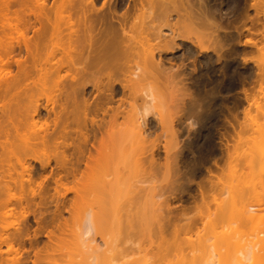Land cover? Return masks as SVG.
<instances>
[{"label":"rangeland","instance_id":"1","mask_svg":"<svg viewBox=\"0 0 264 264\" xmlns=\"http://www.w3.org/2000/svg\"><path fill=\"white\" fill-rule=\"evenodd\" d=\"M20 1L35 11L43 8L44 0ZM61 1L46 0L44 7L50 23L60 27L59 40L51 30L34 37L36 23L24 33L26 18L15 5L7 15L0 11V42L19 43L8 63L1 61L4 53L0 51V106L8 103L9 95L20 93L29 114L39 106V116L32 118L38 127L54 119L44 108H54L51 99L60 89L57 76L75 70L54 49V44L67 40L68 30L57 13ZM154 1L151 7L143 3L141 8L139 0H93L98 12L88 19L94 21L97 47L117 39L129 45L127 55L117 61L109 59V50L105 52L106 62L114 60L121 69L115 80L129 91L108 104L115 109L124 100L114 123L97 115L98 120L104 119L103 133L90 139L78 167L73 146L67 149L72 165L68 167L77 169L75 177L64 179L53 157L45 172L29 159L31 155L48 162L41 154L53 155L51 142L44 148L37 146L27 156H9L2 153L8 145L0 137V236L16 237L14 249L18 250L9 253L1 246L0 264H85L91 256L96 258L95 264H199L201 248L213 252V264H236L245 246L256 253L249 264L264 263V248L257 242L264 238V202L259 197L264 183V0H188L192 12L199 16L203 12L221 29L217 35L221 49L213 43L216 37L201 35L203 27L179 20L174 9H181V14L185 11L178 2ZM81 7L85 12L91 10L89 5ZM110 20L115 31L106 36ZM23 36L37 44L34 57H27L21 46ZM171 39L177 46L174 53L156 56L159 63L145 59L149 50ZM197 39L207 53L199 54L190 45ZM87 55L84 52L77 64L94 73L96 68L89 66L94 53L85 61ZM14 60H20V65ZM25 73L28 75L23 77ZM10 76H16L22 89L12 88L4 94L3 87L15 82ZM179 80L191 94L183 104L176 101ZM98 81L107 88L105 76L98 75ZM71 84L68 79L62 83L66 89ZM92 85L89 81L84 94L94 104L100 97ZM149 89L156 100L149 109V136L141 138L134 127L145 106L143 92ZM0 118L5 119L1 109ZM27 120L31 122L29 117ZM42 129L39 135L45 133V127ZM47 132L53 133L51 127ZM101 138L106 146L104 163L83 175L88 152L95 156L91 146L102 151ZM77 141L71 134L67 143ZM28 166L33 170L30 183H19L26 179L20 176L22 167ZM59 177L62 180L56 185ZM19 198L26 200L25 211ZM57 203L61 219L49 226ZM245 206L256 208L254 222L241 219L239 212ZM88 209L98 223V230L86 242L89 251L81 248L79 239L81 211ZM17 231L23 233L19 236Z\"/></svg>","mask_w":264,"mask_h":264},{"label":"bare ground","instance_id":"2","mask_svg":"<svg viewBox=\"0 0 264 264\" xmlns=\"http://www.w3.org/2000/svg\"><path fill=\"white\" fill-rule=\"evenodd\" d=\"M45 2L46 0L41 2L43 8L45 7ZM154 2V0H139V6L143 8V3H145L147 6L151 7ZM174 2H178L181 8L185 11V14H181V9H174L179 20L195 26L203 27L201 35H210L213 38L216 37L213 43L219 49L222 48L220 41L217 40V35L221 30L218 26L210 22L203 12H201L200 16L199 14L192 12L188 0H174ZM12 5L17 6L22 16L26 18V22L23 26L24 33H26L29 29H34L32 25L36 23L39 27L34 29V37L38 38L40 36H43L44 33H47V31L51 30L52 33L55 34V38H58V40L61 38L60 27L58 25H52L50 23L47 14L44 12L45 8H41L38 11H35L34 9L25 6L23 4V1L20 0H0V11L4 15H7L9 12V8ZM82 5H89L91 10L88 12L83 11L81 7ZM23 6L25 7L23 8ZM186 10L189 11L186 12ZM97 12L98 11L94 9L93 0L61 1L59 8L57 9V13L60 15V17H62V20L64 21L63 26L68 30L67 40L65 43H60L58 41L59 44H54V49L55 51H59L63 55L68 67L75 68L74 73L67 74L66 76H57L58 83L56 85L60 89L58 95L51 99V105L54 108L57 107L58 110L55 111L54 108L47 110V107L44 108L45 111L53 114L54 119L52 122L45 123L39 127L35 122L32 121L33 117L39 116V106L35 105L31 109V114H29V110L26 108V106H23L21 104L22 99L19 96L20 93L17 92L15 94L9 95L8 103L0 106L1 114L5 117L4 120H1L0 118V137L3 136L5 139L4 143L8 145V148L2 151L3 154L9 156H13L14 154H22L24 156H27V153L29 151H35L34 148H36L37 146L44 148L51 142L53 145V155H49L45 152H42L41 154L42 157L48 160V162L42 163L39 158L31 155L28 156L29 159L33 162H38L41 166L42 171L45 172L46 168L49 165L50 157H53L58 168L65 174L64 179H66L68 176L75 177L77 169L68 167L72 165L70 160L66 156L67 149L73 146L76 154L75 165L78 167L82 159L84 158V148L89 144L90 139L95 140L97 134L103 133L104 119L98 120L97 115L101 114L103 117H109L111 123H114L120 115L119 110L124 102L123 99L119 100V104L115 109L108 107V104H112L115 97L120 96L124 98V94L129 91L128 87L123 82L115 80L116 74H119L121 72V69L119 65H116L114 62V60H120L121 58H124L125 55H127L129 45L124 46V42L121 39H117L112 41H104L102 48L99 49V46L97 47L98 43L95 39L96 29L94 21L88 19L89 16H91L90 14H96ZM14 14H17V12H15ZM122 18H124V16ZM30 19H33V23H31ZM119 28L123 32V26L119 24ZM114 31L115 27L114 25H112V22L110 20L108 31L105 32V34L106 36H108ZM190 45L195 48L199 52V54L208 52V49L204 48L200 40L198 39L195 42H190ZM21 46L23 47L27 57H34V54L37 50V44L35 42L31 41V39L27 38L26 36H23ZM15 47H19V43H15V45H13L12 43L2 44L0 42V51L4 53V57L1 60L2 62H9V56L14 53ZM108 50L111 52L109 59H114L111 64L109 61L106 62L105 52ZM176 50L177 46L175 45V40L171 39L169 41L163 42V44H161L158 48L156 47L154 50H149L145 54V59L147 58V60H149L152 64L159 63L155 62L157 60L156 56L160 57V54H172ZM84 52L88 53V55L92 52L94 53L93 60L91 61L89 66L96 68V72L89 73L86 72L82 67L78 66L77 63L83 59ZM88 55L84 58L85 61L88 59ZM20 62V60H14L16 66H19ZM156 66H159V64H156ZM137 71L138 68H136L134 73L131 74L133 80L137 78ZM100 74L102 75V77L105 76L107 80L106 89H104L103 82L98 81V75ZM27 75L28 74L25 73L22 76L26 77ZM45 75H47V73H41L42 77H44ZM10 79L15 81L14 83L16 84H6L2 89L4 94L8 93L12 88L16 90L22 89L16 82V76H10ZM66 79H68L72 83L71 85H69V89H66L62 85L63 81ZM89 81L93 82L92 86L100 97L99 102L96 101L94 104H91L84 94L85 86ZM182 83H184V81L179 80V84L181 87H175V89L177 90L176 101L180 104H183L184 99L191 97V94L187 93V85ZM142 98L145 102V106L137 116L134 131L138 135V137L146 138L149 136V109L152 103L155 102L156 97L153 94L152 90L149 89L143 92ZM109 112H111V116H109ZM23 117H25L26 119H24ZM28 117L31 119L30 123L27 122ZM70 126H73L74 129L70 130ZM42 127H45V133L43 135H39L37 132L42 131ZM50 127L53 133L57 131L55 135H53V133L48 134L47 129ZM71 134H74L78 139L77 144L75 145L67 143V141L71 139ZM177 135V131H175L173 128L172 136L176 138ZM100 147L102 151H97L93 146H91V148L95 152V156H92V154L88 152V156L86 157L84 163L83 175H88V173H90L94 167L102 166V164L104 163V149H106V146L102 138L100 139ZM0 148L3 150L2 143H0ZM2 153L0 154V170L2 169ZM153 160L154 153H151L150 161L153 162ZM32 172L33 170L30 166L22 167L20 176L25 175L26 179L20 181L19 183H30L32 179ZM10 174L11 171L9 170V176ZM61 180L62 177H59V179L55 181V184L57 185ZM42 188V184H39L38 189L42 190ZM199 192L201 193V189H199ZM34 197L35 194L34 192H32V198ZM259 197L264 202V183L261 185ZM17 200L19 206L21 207V210L25 211V207L23 206V204L26 203V200L22 198H19ZM76 206L75 211L78 213L80 212V210L79 208H76ZM59 207L60 204L57 203L55 206L54 216L51 219L49 226H55V222H58L61 219V211ZM81 212L83 214L80 217L79 224L80 244L82 249L89 251L90 247L86 242L89 237L94 235L98 230L97 216L90 209ZM257 213L258 212L255 207L245 206L242 208V210H240L239 215L242 220L251 223L257 219ZM56 228H59V224L56 226ZM22 233L23 232L17 231V234L19 236ZM15 238L16 237L14 236L1 235L0 247L6 246L9 253H12L13 251L17 252L18 250L14 249ZM34 238H36V236ZM257 242L262 244L264 248V238H257ZM93 243V241L90 242V244ZM200 251V258H202V261H200L199 264H213V252L210 251L206 253L203 248H201ZM240 256L241 258L240 260H237L236 264H249L250 262H253L255 260L256 253L252 251V247L245 246L241 251ZM95 261L96 258L91 256L90 262L85 264H95ZM17 264H26V262Z\"/></svg>","mask_w":264,"mask_h":264}]
</instances>
